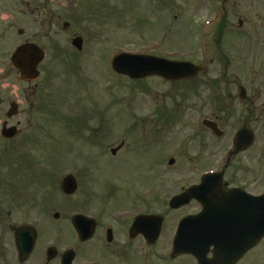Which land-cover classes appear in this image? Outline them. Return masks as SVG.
Returning <instances> with one entry per match:
<instances>
[{
  "label": "flooded vegetation",
  "instance_id": "af4514ba",
  "mask_svg": "<svg viewBox=\"0 0 264 264\" xmlns=\"http://www.w3.org/2000/svg\"><path fill=\"white\" fill-rule=\"evenodd\" d=\"M146 2L159 16L155 28L167 29L168 15L177 19L179 58L203 71L177 82L147 78L177 84L175 100L124 127L96 110L97 119L75 124L58 118L57 75L78 67L89 43L104 60L102 0H0V264H198L174 253L173 239L205 198L223 194L230 215L218 233L242 237L248 195L264 194V0H180L171 13L169 0ZM150 42L165 47L163 39ZM118 134L117 146L107 143ZM135 145L144 165L125 167ZM219 152L227 156L222 168L209 160ZM252 156L258 163L250 172L243 160ZM201 159L213 165L199 168ZM235 160L247 174L229 171ZM219 171L218 194H185ZM141 172L145 181L135 183ZM234 264H264V238Z\"/></svg>",
  "mask_w": 264,
  "mask_h": 264
},
{
  "label": "rangeland",
  "instance_id": "374dc122",
  "mask_svg": "<svg viewBox=\"0 0 264 264\" xmlns=\"http://www.w3.org/2000/svg\"><path fill=\"white\" fill-rule=\"evenodd\" d=\"M180 0L173 1L170 5L171 8H174L177 10L179 7ZM149 4L145 0H106L105 1V10L110 12V14H114L113 21H110L109 24H112V28L106 27L103 33H104V42L103 47L104 51L107 52V54L117 53L119 51H132V52H142L141 50L144 49V47L153 46L146 44L147 41H151L154 39H163L164 46L163 50L166 49V51H173L174 48L178 47V44L181 43V37L179 36V30L171 28V26H168L167 29L163 28H155V26L159 22V16H157L156 19H154L152 16L154 14H151L149 12ZM172 20V19H171ZM174 22V21H173ZM108 28V29H107ZM95 40V39H94ZM145 44V45H143ZM89 45H92L94 48L91 49V53L89 57L85 58L84 61L86 62L83 65V70L87 71L89 75H97L98 74V80H95L94 87L88 86L86 91H78V95L85 94L84 99L82 102L78 101V109L81 107V103L86 105V111L87 113H92L93 110H96L100 118L104 120H113V124L115 125V122H120V125L124 127H128V125H125V122L130 121H142L145 120L144 116L150 115L149 119L152 118V115L154 112L151 110L154 108V105L159 103L158 106L161 104L162 106L170 107L173 104V101L175 100V97L172 96V94H176L177 91V84L172 83L170 84H162L160 85V81L154 82L153 79L151 80H144L140 82H130L125 78L122 77H114L113 75H109V69L107 67L106 61L104 62V69L107 73H100V67L96 62L94 52L96 51V42L89 43ZM94 50V52H93ZM109 57V56H108ZM93 71L92 74H90ZM79 75L80 73L77 72ZM103 75V78L101 77ZM82 77H86V75H83ZM58 83L60 82V79L57 80ZM153 82V83H152ZM120 83V84H119ZM119 84V85H118ZM104 87V95L102 94ZM82 88L85 89V86H82ZM72 92L77 91V87L75 85H72L69 88ZM88 93V94H87ZM96 94L98 96H96ZM72 94L67 93V96H71ZM75 95V94H74ZM58 97L61 99V91L58 89ZM77 98V97H76ZM89 102L91 104L92 109H89L87 106L89 105ZM101 104V110L98 105ZM150 105V106H149ZM161 106V107H162ZM157 107V106H156ZM58 113L60 114L61 105L57 107ZM84 109L78 110V112L82 111ZM87 113H84V116H88ZM137 114L138 117L132 119V115ZM61 115V114H60ZM77 114H75L74 118ZM131 115V116H130ZM62 116V115H61ZM89 117V116H88ZM64 118V117H63ZM98 118V117H97ZM66 119V118H64ZM77 119H79L77 117ZM76 118L72 120L78 121ZM157 119V118H153ZM80 120V119H79ZM84 120V118H82ZM90 120V119H89ZM85 122V121H84ZM75 124V123H74ZM88 125H91L89 123ZM88 125L87 128L88 129ZM118 125V124H116ZM59 124L57 125V127ZM57 127L52 128L53 131L59 130ZM115 130V128H114ZM123 132V133H122ZM120 135H124V129L119 132ZM119 134L115 137L113 140H108V144H112L114 146H117L120 142L121 136ZM120 136V137H119ZM128 141V139H126ZM138 151H137V150ZM81 151V148H79ZM140 148L139 146L135 145V147L130 151L128 161L125 165V167H139L140 165H144L143 159H138ZM221 153L219 152L214 159H209L216 163V166L218 167L221 164V159L219 158V155ZM256 156L247 157L245 160L246 167L251 172L252 170L257 169V163ZM208 159H201L197 165V167L202 169L210 168L213 165V162L210 163ZM256 161V162H255ZM243 162V163H244ZM261 163V166L264 167V160ZM192 166H195L194 162L190 163ZM242 164V162H241ZM185 165H187L185 163ZM153 166V165H152ZM189 166V165H187ZM186 166V167H187ZM144 167V166H142ZM154 168L156 166H153ZM244 166L240 165V162L235 160L234 165L232 166V169L230 167L229 171L232 170L233 173H240L242 171L244 174H247L243 171ZM229 171H225L224 179L229 180L230 173ZM264 171V170H263ZM197 172V171H196ZM123 173V172H120ZM172 172L169 171V174ZM142 177H139L138 173L133 174V178L135 183H141L144 182V175L141 172ZM132 177V176H131Z\"/></svg>",
  "mask_w": 264,
  "mask_h": 264
},
{
  "label": "water",
  "instance_id": "95a60500",
  "mask_svg": "<svg viewBox=\"0 0 264 264\" xmlns=\"http://www.w3.org/2000/svg\"><path fill=\"white\" fill-rule=\"evenodd\" d=\"M114 64L117 71L137 78L150 74H161L167 78H175L177 77L176 75L185 69V67H182L179 63H170L166 61L158 62L157 60L144 56L121 55L114 60ZM252 207L256 209L255 206ZM251 213L256 216L255 211H252ZM253 242L254 241H250V245ZM188 245L192 246L191 243ZM190 250L191 249L187 251L191 252Z\"/></svg>",
  "mask_w": 264,
  "mask_h": 264
}]
</instances>
